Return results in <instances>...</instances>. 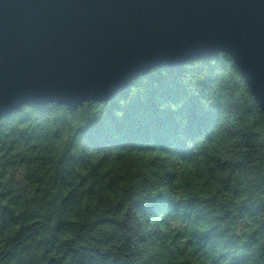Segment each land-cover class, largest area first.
<instances>
[{
    "label": "trees",
    "instance_id": "trees-1",
    "mask_svg": "<svg viewBox=\"0 0 264 264\" xmlns=\"http://www.w3.org/2000/svg\"><path fill=\"white\" fill-rule=\"evenodd\" d=\"M0 264H264V117L231 56L1 118Z\"/></svg>",
    "mask_w": 264,
    "mask_h": 264
},
{
    "label": "water",
    "instance_id": "water-1",
    "mask_svg": "<svg viewBox=\"0 0 264 264\" xmlns=\"http://www.w3.org/2000/svg\"><path fill=\"white\" fill-rule=\"evenodd\" d=\"M219 53L264 117V0H0V119L107 102L153 68Z\"/></svg>",
    "mask_w": 264,
    "mask_h": 264
}]
</instances>
